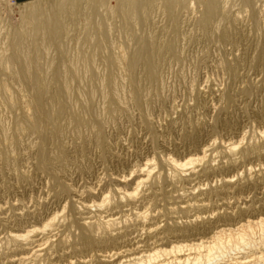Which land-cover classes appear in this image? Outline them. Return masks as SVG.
<instances>
[{
    "label": "rangeland",
    "instance_id": "374dc122",
    "mask_svg": "<svg viewBox=\"0 0 264 264\" xmlns=\"http://www.w3.org/2000/svg\"><path fill=\"white\" fill-rule=\"evenodd\" d=\"M2 1H9L10 13L0 19V264H18L25 252L28 259L19 264H185L187 256L194 264L198 252L188 247L264 218V0L246 10L240 0H221L216 23L206 28L198 20L202 6L179 10L173 24L153 2L145 19L127 25L118 0L108 1V12L89 11L84 0L63 16L57 41L37 47L28 42L22 10L53 0ZM91 22L105 33L86 35ZM13 29L24 41L9 37ZM19 41L25 56L16 60L26 64L15 66L10 60ZM145 42L155 46V81L145 76V57L135 59ZM21 66L36 81H20ZM111 74L120 86L114 110L99 90ZM66 78L73 101L58 116L55 98ZM36 84L35 126H45L43 133L27 128ZM79 90L92 99L85 102ZM51 121L59 134L50 131ZM22 122L25 132L18 129ZM196 158L183 173L166 163ZM107 218L112 227L90 230ZM12 234L27 238L13 241ZM172 247L181 252L146 259ZM261 248L232 256L252 264L264 257ZM228 261L221 263L234 262Z\"/></svg>",
    "mask_w": 264,
    "mask_h": 264
},
{
    "label": "bare ground",
    "instance_id": "6f19581e",
    "mask_svg": "<svg viewBox=\"0 0 264 264\" xmlns=\"http://www.w3.org/2000/svg\"><path fill=\"white\" fill-rule=\"evenodd\" d=\"M84 0H53L51 3H44V4H41V3H35V4H30L26 7L23 8L22 10V13H21V21L24 22V26L27 25V29H26V33H27V39H29L30 41H28L29 43H31V41H35V46L37 47V44L38 45H41L42 46V43L40 42H44L45 40L49 41L50 44L54 41L52 40H55L56 37L59 33V35H61V31L64 28V23H63V16L68 14V15H72L73 11L78 7H81L82 3H83ZM88 4L91 5V9L89 11H97V8L99 9H105L107 12H108V7H107V4H108V1L109 0H86ZM119 3H118V13L122 16V19L123 22L125 23H128L127 25H130L133 21L135 22V20L139 21L140 19H145L146 17V14L147 12L150 10V6L153 2H157L158 3V6L161 7L163 9V12H164V15L170 20L171 23L173 24H176V21L178 19V11L179 10H186L192 5V8H193V5H197V6H202L203 8V11L201 12V15H200V19L199 20V25L202 27V28H206L207 26H209L217 17H219V10H220V5H221V0H118ZM241 1V4L243 5V8H249L250 6L253 7V0H240ZM4 1H0V19H2V17L4 18L7 13H10V11L8 12V9H7V3H9V1H7L6 3V6H2ZM90 2V3H89ZM10 6V5H9ZM93 6V7H92ZM9 8V7H8ZM90 8V6H89ZM93 8V10H92ZM11 9V8H9ZM98 9V10H99ZM250 9V8H249ZM246 10V9H245ZM51 11H54V13H50ZM102 11V10H101ZM93 12H90L91 14H93ZM100 12V10H99ZM251 13V12H250ZM95 14V13H94ZM67 15V17H69ZM88 15V13H87ZM87 15L85 16V18L87 17ZM90 15V14H89ZM88 15V16H89ZM96 15V14H95ZM98 12H97V17H98ZM221 17V16H220ZM222 17H224L222 15ZM229 18V17H228ZM5 19V18H4ZM66 19V18H65ZM88 19V18H87ZM218 19V18H217ZM234 19V18H233ZM140 20V21H141ZM221 20V19H220ZM223 20V19H222ZM221 20V21H222ZM3 21V19H2ZM132 21V22H131ZM136 21V22H137ZM65 22V21H64ZM133 22V23H134ZM219 22V21H217ZM228 22V21H227ZM124 23V24H125ZM130 23V24H129ZM215 23H216V20H215ZM221 23V22H220ZM91 24H93L92 22L91 23H88V26L89 28H87L88 31H86V35H90V33L95 30L99 33H105V29L104 27L99 24V23H95L96 25H98L96 28H94ZM214 24V23H213ZM225 27V26H224ZM264 30V29H263ZM64 31V30H63ZM261 31V30H260ZM66 33V32H65ZM64 33V34H65ZM8 35L9 37H12L13 40H20V41H24V39L22 38L21 36V33L19 30H12L11 32L9 31L8 32ZM58 35V36H59ZM24 37V36H23ZM55 37V39H54ZM87 37V36H86ZM91 37V36H89ZM41 38V39H40ZM8 39V38H7ZM86 39V38H85ZM94 39V38H93ZM10 40V38L8 39ZM95 40V39H94ZM12 41V40H11ZM20 41L18 42L19 45H17V48L14 49V53L12 55V57H17L15 58V60L13 59L10 60L13 64H18V65H25L26 63L25 62H22V61H17L16 59H18L19 55H23L25 56V53H23V45L20 44ZM40 41V42H39ZM45 41V42H47ZM57 40H55L56 42ZM8 42V41H7ZM13 42V41H12ZM27 42V43H28ZM54 42V43H55ZM9 44V42H8ZM13 44V43H12ZM11 44V46H12ZM25 44V43H24ZM53 44V43H52ZM59 44V42H58ZM10 45V44H9ZM60 45V44H59ZM14 46V45H13ZM19 46V47H18ZM25 46V45H24ZM55 47L57 48V44H55ZM62 47V45L60 46ZM58 46V48H60ZM15 48V47H14ZM155 48L154 44H150V43H143L141 45V50H140V53L138 54V56L135 58V59H138V58H141V57H145V61L144 62H141L142 64H144V66L146 68H144L145 70V76L148 78L149 81H155L156 80V71L155 69L152 67L153 66V57L157 56L155 53L152 52V49ZM157 48V47H156ZM172 47L170 44L164 46L163 50H170ZM42 50V48H40ZM36 51H38V49L36 48L35 49ZM27 51V50H26ZM44 51V50H43ZM94 52V51H93ZM33 53V52H32ZM160 53V51H159ZM12 54V52H11ZM10 54V55H11ZM41 54V53H40ZM39 54V55H40ZM123 54V53H122ZM158 54V52H157ZM159 56V55H158ZM8 58L10 59V57L8 56ZM21 58V56H20ZM24 58V57H23ZM27 58V56L25 57V59ZM28 59V58H27ZM121 59V58H120ZM8 60V59H7ZM141 60V59H140ZM25 61V60H24ZM10 62V63H11ZM74 62V61H73ZM72 62V64H73ZM9 63V61H8ZM9 63V64H10ZM78 64V63H77ZM107 65H113L114 63L111 61V60H108L106 62ZM12 65V64H10ZM17 65V67H18ZM76 65V64H74ZM75 72V69H73ZM18 71V74L20 75L19 76V80L20 81H23V82H27V81H34L35 78H30L28 79L27 76H28V71H26L25 68H23L21 66V68H18L17 69ZM55 72H58V70H53ZM112 71V70H111ZM111 71H108V72H111ZM66 72V71H65ZM64 74V73H63ZM61 76V75H60ZM104 76V75H103ZM111 77H105L107 79H104V82L99 86V90L105 95L106 99L109 101V103L111 104L110 105V109L108 110H114L113 107H116L115 105L113 106V103L114 101L116 100V97H117V94L119 92V89H120V86L115 83V78H113L112 74L110 75ZM63 78V77H62ZM74 80V79H73ZM36 81V80H35ZM38 81V80H37ZM63 81H66L67 83L66 84H63L61 85L59 88L63 91V95L59 92V96L57 98H55L56 102H55V106H54V109H55V113L54 114H57L58 116H63L65 114H67V111L68 109L70 108L71 106V100H70V97L72 95V90L74 87H72L73 85L68 82L72 81V79H64ZM79 81V80H78ZM35 84V83H34ZM34 86V85H33ZM80 86V85H79ZM79 89V87H77ZM85 88V87H84ZM87 88V87H86ZM85 88V89H86ZM84 89V90H85ZM98 89V88H97ZM43 90V89H42ZM58 90V89H57ZM88 90V89H87ZM93 90V89H92ZM95 90V89H94ZM93 90V91H94ZM40 91H41V86L40 84H36V86L32 87V92L31 93V107L33 109V116H34V120H33V123L31 125H27L28 129L30 131H32V133H35V128H37L36 131L38 132H42L43 128H45L44 124H42L44 127H36L35 126V116L38 118L40 115H41V112L39 111V108L41 106V98H40ZM86 91V90H85ZM75 93V92H74ZM86 93V92H85ZM82 90H79V94H80V97L85 101V102H89V100L92 99V94L88 95V94H85ZM78 95V94H77ZM77 95H74L77 96ZM52 101V100H50ZM73 101V100H72ZM79 102V101H78ZM81 102V101H80ZM82 103V102H81ZM83 104V103H82ZM30 105V104H29ZM113 106V107H112ZM119 109V108H118ZM71 111V110H70ZM110 112V111H109ZM74 114V113H73ZM43 116H48L47 114ZM50 116V115H49ZM55 116V115H54ZM75 116V115H73ZM72 116V117H73ZM52 117V116H51ZM71 117V118H72ZM50 118V117H49ZM76 120H78V117H75ZM52 119V118H51ZM50 120V119H49ZM47 121V120H46ZM74 121V120H73ZM31 122V121H29ZM53 122V121H51ZM81 122V121H80ZM26 122H22L18 125V129L20 131H23L25 132L26 129L24 127ZM2 124V123H1ZM56 123L53 122V123H50V126H52V129L50 128V131L52 132L53 135L55 134H59L60 132V129L59 127L57 126V124L55 125ZM41 126V123L39 124ZM46 131V130H45ZM48 131V130H47ZM47 133V132H46ZM233 146V145H232ZM234 150V147L233 149ZM203 153V152H202ZM167 164H170L174 169L176 170H180L182 171L184 168H186L187 166L189 165H193L194 163H197L199 162V159L196 158V160H188V163L184 162L185 164H181L179 162H175L173 160L170 159V161L166 160ZM201 161V160H200ZM146 168H148V164L145 165ZM150 167V166H149ZM151 168V167H150ZM145 171V170H144ZM147 171V170H146ZM177 171V172H178ZM179 171V173H181ZM183 173V171H182ZM143 174V173H141ZM182 175V174H180ZM147 177H148V173L142 177V178H137L139 182H137V186L143 184L146 180H147ZM119 192V191H118ZM121 192V191H120ZM119 192V194H120ZM123 196L127 199H132L133 196H134V193L132 192H124L122 194H120V196ZM106 197V196H105ZM107 198V197H106ZM103 200V202L106 203V201H108V199ZM135 199V198H134ZM124 200V199H123ZM101 203V202H100ZM99 203V204H100ZM95 203H93V207L95 206L94 205ZM97 204V206L99 205ZM88 204H86L85 209H91L89 206H87ZM92 205H90L92 207ZM106 205V204H105ZM96 206V207H97ZM100 207H102L101 205H99ZM101 209V208H100ZM139 215V214H138ZM145 215V214H144ZM137 216V215H136ZM259 218V217H258ZM108 219V218H107ZM91 220V219H90ZM93 221V220H92ZM100 221V220H99ZM115 221H113L112 219H108V220H105V221H101V223L97 224V225H93L94 227L92 229H90L91 231L93 229H97V230H102V229H107L109 227H112V225H114ZM85 225V224H84ZM47 226V225H46ZM49 227V226H47ZM86 227V226H85ZM91 226H89L90 228ZM51 228V227H50ZM87 228V227H86ZM89 228H87L89 230ZM96 231V230H95ZM258 231L259 232V236L257 237L256 234L254 235V232ZM90 231H88L89 233ZM87 233V232H85ZM218 234L215 235L213 238H210V242L209 243H202L201 244H198L196 246H191V247H188L190 248V250H193V251H197L198 254L194 258H192V260L194 259L196 263L194 264H201L202 262L206 263H209V264H222L221 262L224 263V260H233L234 262L231 263V264H245V263H242L240 260L243 259V258H238L237 256L236 257H233L232 255L234 254H238L239 252L241 251H244L247 249H255V250H259L258 248H261V249H264V218H261V219H258L257 221L255 222H247V224H242V226H239L238 229H225V230H220V232H217ZM227 233V234H226ZM28 234V233H27ZM90 234V233H89ZM26 235V234H25ZM23 236V235H13L11 236L12 240L13 241H19V240H25L27 238V236ZM82 235V234H81ZM256 236V238H253L254 236ZM89 236V235H88ZM86 234L82 237H84L83 239H86L85 237H88ZM99 236V235H98ZM222 236H224V239H222ZM91 238V236H90ZM89 239V237H88ZM87 241V239L85 240ZM92 241V240H91ZM200 243V242H199ZM204 244H206L207 246L204 247ZM41 247V246H40ZM183 247V246H182ZM181 247V248H182ZM187 247V246H186ZM180 247H175L172 249H170L169 251L167 250H164V251H161L159 253H157V255L155 253H153V256L150 257L147 256L146 259L149 261L151 260H156L157 258L159 259V255L162 256H168V255H171L173 253H180L181 252V249ZM247 248V249H246ZM23 249V248H22ZM202 249H205V255L202 256L199 254V250H202ZM183 250V249H182ZM185 250V249H184ZM188 250V249H187ZM25 251V250H24ZM204 251V250H203ZM259 252V251H258ZM264 252V251H263ZM23 253V252H22ZM33 253H36V252H33ZM203 252H201L202 254ZM245 253V252H244ZM249 254L250 251L248 252ZM253 253V252H252ZM261 253V252H260ZM28 254V252H25L23 254H21L22 256H20L21 258H18L19 260L17 261L18 264L27 260L28 257H26L25 255ZM177 254V255H178ZM246 254V253H245ZM244 254V255H245ZM247 254V255H249ZM254 254V253H253ZM20 255V254H19ZM148 255V254H147ZM155 255V256H154ZM243 255V254H242ZM233 258H236V259H232ZM190 256H187L184 260V263L187 264L189 263V258ZM253 257H256V254L253 256ZM258 257V256H257ZM137 258V257H136ZM175 258V257H174ZM145 259V260H146ZM191 259V257H190ZM183 260V259H181ZM204 260V261H202ZM239 260V261H238ZM29 261V260H28ZM104 261V260H103ZM149 261V263H150ZM176 261L178 264H181L179 263V260L176 259L174 260ZM201 261V262H200ZM228 261V262H230ZM249 261V260H248ZM254 261V262H253ZM252 261V264H264V257L262 256H259L258 258H256V260H253ZM133 262V261H132ZM245 262V261H244ZM206 263V264H207ZM138 264V263H137ZM143 264V263H142ZM146 264V263H145ZM183 264V263H182ZM190 264V263H189ZM225 264H227L225 262ZM247 264V262H246Z\"/></svg>",
    "mask_w": 264,
    "mask_h": 264
},
{
    "label": "crops",
    "instance_id": "0c3cea01",
    "mask_svg": "<svg viewBox=\"0 0 264 264\" xmlns=\"http://www.w3.org/2000/svg\"><path fill=\"white\" fill-rule=\"evenodd\" d=\"M17 2H20V3H24V2H29V1H33V0H16Z\"/></svg>",
    "mask_w": 264,
    "mask_h": 264
}]
</instances>
